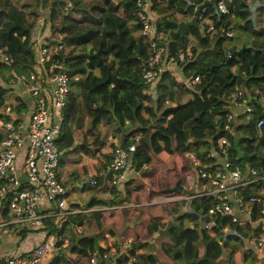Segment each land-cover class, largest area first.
I'll return each instance as SVG.
<instances>
[{
	"label": "trees",
	"instance_id": "16d2710c",
	"mask_svg": "<svg viewBox=\"0 0 264 264\" xmlns=\"http://www.w3.org/2000/svg\"><path fill=\"white\" fill-rule=\"evenodd\" d=\"M217 1L151 0L156 42L164 46V58H174L180 72L162 69L151 92L142 71L152 47L141 33L142 23L132 0H0V49L13 56L9 55L10 61L0 58V79L12 85L13 72L32 68L31 41L40 16L45 26H50L44 36L49 55L66 67L69 91L56 138L59 165L79 163L84 156L99 158L102 148L106 153L92 174L104 170L99 180H109L107 195L98 194L99 183L88 184L82 188L97 194L84 203H71L85 210L72 213L60 226L53 218L46 219L48 233L70 238V244L56 250L47 264H81L95 248L99 258L107 252L102 264H260L264 260V255L259 256L245 243L239 224L231 222L228 231L202 226L211 197L153 202L167 194L165 188L176 181L183 165L179 152L194 151L205 161L209 151L218 150L221 135L228 136V150H234L231 155L238 154L240 161L264 169V126L260 131L254 127L255 120L264 117L257 97L264 94V0H226V12L217 7ZM43 8L46 11L41 12ZM204 18L221 30H208ZM243 45L241 52L229 58ZM188 47L189 52L179 59L180 50ZM191 74H198L199 81L187 86L180 77ZM238 90L243 98L251 99L253 115L240 122L239 132L232 133L224 129L228 111L224 103ZM5 92L0 85V97ZM102 124L106 131L99 127ZM131 143L135 150L130 164L135 170L142 169L141 178L122 179L119 190L122 180L113 182L109 164L117 144ZM73 151L78 155L73 156ZM156 173L165 186L149 183V175ZM81 175L78 181L90 177L87 171ZM256 190L251 185L241 190L253 217L259 206L248 197ZM132 207L140 218L130 224ZM91 223L100 233L107 228V233L118 235V241L103 247L94 233L83 235L76 230L75 226ZM114 226L120 228L119 233ZM126 238L131 240L123 247ZM76 241L74 251L68 252Z\"/></svg>",
	"mask_w": 264,
	"mask_h": 264
},
{
	"label": "built area",
	"instance_id": "2783aa9c",
	"mask_svg": "<svg viewBox=\"0 0 264 264\" xmlns=\"http://www.w3.org/2000/svg\"><path fill=\"white\" fill-rule=\"evenodd\" d=\"M132 1L142 23L141 33L148 37L152 47L142 77L144 83L149 85L148 90L154 92L159 72L165 69L164 62L174 63L175 60L173 57L164 58L165 48L156 42L158 36L155 33V12L151 8V0ZM217 7L226 12V0H218ZM204 20L208 22V30H221L219 25L209 19ZM48 30L49 27L41 34L38 30L33 32L32 68L26 72L12 73L10 83L16 95L6 101L0 110V264H47L56 250L70 244V238L58 232L48 233L46 219L53 218L56 225L60 226L61 221L72 213L85 210L71 205V187L63 184L58 177L61 152L56 138L63 120L69 79L64 63L49 55V47L44 40ZM222 31L227 35L232 34L226 29ZM189 49L180 50L178 58H184ZM0 58L11 60L2 49ZM180 79L185 85L191 86L199 81V75L181 76ZM257 97L264 107V94ZM12 102L19 107L14 108ZM224 106L228 110L224 114V129L232 133L239 132L240 122L244 123L253 115L252 101L243 98L242 90L232 92ZM263 126L264 117L255 120L257 131ZM227 137L219 136L218 150L209 151L205 161L194 151H183L192 169L188 174L189 192H169L156 197L153 202L174 201L190 196L211 197L212 202L202 226L228 231L232 229L231 222L237 223L244 229L245 243L252 246L259 256H263L264 169L256 168L248 161H240L238 154L231 155L234 150L229 152ZM134 150V143L117 144L114 147L109 164L113 182L121 181L133 170L130 163ZM142 166L146 168L147 164L144 162ZM20 172L26 175V180L20 177ZM96 174L91 173L87 180L78 181L72 187L80 189L88 184H98L104 170ZM248 185L257 189L248 197L249 202L258 203L259 213L255 217L252 216L251 205L245 203L241 192ZM23 232L26 233L24 236ZM35 233L40 235L39 238L34 237ZM8 238H13L12 243L6 244ZM130 240L126 238L122 246L126 247ZM106 257L107 252H104L99 258L98 248H95L88 261L81 264H102L101 260Z\"/></svg>",
	"mask_w": 264,
	"mask_h": 264
},
{
	"label": "crops",
	"instance_id": "0c3cea01",
	"mask_svg": "<svg viewBox=\"0 0 264 264\" xmlns=\"http://www.w3.org/2000/svg\"><path fill=\"white\" fill-rule=\"evenodd\" d=\"M102 129V128H101ZM111 135V134H110ZM108 136L110 138H112L111 140H113L115 143H117L118 139L116 137H111V136ZM77 141V140H76ZM73 156H76L78 155V152L77 151H73ZM105 150L102 148V150L100 152H98V157L99 158H94V159H90L86 156H84L82 158V161L79 162V163H71V162H68L66 163L65 165L63 166H60L59 165V168H58V174H59V177L61 178V180L63 182L66 183V186H69L71 187L70 189V200L71 202L73 203H79V202H82L86 199V197H91V194L92 193V190H89L87 188H76V187H72L76 182H78V180L80 179V177L82 176L81 174L85 171H87V174H91L92 172H94L95 168L97 167V164L100 163V159L103 160L105 158ZM179 156L180 158L182 159L183 161V165L181 166V168L177 171L178 173V177L176 179V181L178 179H180V184L182 185L183 189L186 188L187 189V186L186 184L189 183V179H188V174L191 172V167H190V161L188 159V157L184 154V152H179ZM131 167H133L129 174L127 175V177L125 179H131V178H141V170L142 169H139V170H135V166H133L131 164ZM144 168V167H143ZM149 183H155L156 187L158 188V183H163L164 186H165V182L164 180L162 179L161 176H159L157 173L156 174H150L149 175ZM101 181V179L99 180V182ZM125 181V180H123ZM123 181H121L120 183V187L118 188L119 190L122 189L123 187ZM175 181V182H176ZM98 182V183H99ZM174 182V184H175ZM171 185V186H167L165 189L167 190L168 188L174 186ZM87 187V186H86ZM100 188H103L104 187V184H100L99 185ZM98 188V187H97ZM176 192H182V191H176ZM169 193V192H168ZM171 193V192H170ZM78 195L79 197H74ZM100 196H102L100 194ZM73 197V198H72ZM103 197V196H102ZM158 197V196H157ZM154 200V199H153ZM132 204H129V206H131ZM93 207H96V206H93ZM97 208V207H96ZM93 208H88L86 210H92ZM133 209V207H132ZM131 209V210H132ZM130 210V211H131ZM134 210V209H133ZM133 213V212H132ZM129 216H131V212H129ZM79 227H82V226H79ZM105 227H108V224L105 225ZM117 233L120 232V228H118L117 226H114ZM101 233H105V232H101ZM108 236H109V239H108V245L109 243L111 244L112 242L114 241H118L119 237L118 235H112L110 233H107ZM39 234L35 233L34 234V237L35 238H39ZM97 237V236H96ZM118 238V239H117ZM98 244H100L101 246L105 247L107 244L104 242V241H101L98 239ZM70 252V247H69V251Z\"/></svg>",
	"mask_w": 264,
	"mask_h": 264
},
{
	"label": "rangeland",
	"instance_id": "374dc122",
	"mask_svg": "<svg viewBox=\"0 0 264 264\" xmlns=\"http://www.w3.org/2000/svg\"><path fill=\"white\" fill-rule=\"evenodd\" d=\"M41 10V9H40ZM43 11H46V9H42L41 10V12H43ZM176 16L177 17H179L180 16V14H178V13H176ZM41 25V26H40ZM46 24L44 23V21H43V18H42V16H40L39 17V19H38V22H37V25L35 26V30H34V32L35 31H37L38 30V32L41 34V33H43L44 31H47V28L49 27L50 28V26H45ZM52 28V27H51ZM17 40H18V38H16ZM7 54L8 55H10L11 57H13L12 55H11V53L8 51L7 52ZM175 63H172L171 61H165L164 62V64H163V66L165 67V68H172L174 71H175V73L176 74H180V72H179V66L178 65H174ZM9 81L8 80H1L0 79V85L1 86H3L5 89H6V92H5V94L3 95V96H1L0 97V110L3 108V104H4V102L5 101H10V100H12L13 98H14V96L16 95L15 94V92H14V90L10 87V86H12V85H9V83H8ZM11 88V89H10ZM152 120H154V118H152ZM99 127H101L102 128V130L103 131H106V126L104 125V124H102V125H99ZM118 143V142H117ZM144 167V166H143ZM145 168V167H144ZM100 184H104V187L103 188H100L99 187V185ZM120 185V184H119ZM158 187H163L164 186V184L163 183H158ZM108 186H110L109 185V180L108 179H105V180H101L100 182H99V184L96 186V187H98L97 189L100 191V193H98L99 195L101 194L102 196H105V195H107V193H108ZM120 187V186H119ZM97 194L96 192H95V190H92V193L91 194ZM91 194H89V195H91ZM74 197H79L78 195H76V196H74ZM73 198V197H72ZM89 197L87 196L86 197V199L84 200V201H82L83 203L84 202H86L87 201V199H88ZM162 198H163V196H162ZM161 202H164V200L163 201H161ZM147 203V202H146ZM132 206V205H131ZM137 210H131L130 212H131V216H129V219H128V223H130V224H132V223H134V222H136L137 220H139V215L138 214H133L132 212H136ZM77 229V231L78 232H81V234H83V235H88V234H91V233H94L96 236H97V239H99V240H101V241H104L107 245H108V239H109V236H108V234H107V231H108V229L107 228H104L103 229V231L105 232V233H100V231H99V229L95 226V223H91L90 225H86V226H82V227H79V226H75ZM79 228V229H78ZM75 231V230H74ZM73 231L71 230L70 231V234L72 233ZM75 233V232H74ZM12 240H13V238H8V239H6L5 240V242H6V244H10V243H12ZM110 244V243H109ZM72 245V244H71ZM62 248L63 247H60L58 250H62ZM74 251V249H72V250H70V252H73ZM110 251H112V250H110ZM53 255V254H52ZM52 255H51V257H52ZM259 263L260 264H264V260H262V261H259ZM45 264H46V262H45ZM107 264H109V263H107Z\"/></svg>",
	"mask_w": 264,
	"mask_h": 264
},
{
	"label": "water",
	"instance_id": "95a60500",
	"mask_svg": "<svg viewBox=\"0 0 264 264\" xmlns=\"http://www.w3.org/2000/svg\"><path fill=\"white\" fill-rule=\"evenodd\" d=\"M243 48H244V45H243L240 49H238V50L232 52L231 55H229V58L234 57L237 53L241 52ZM19 174H20V177H21L22 179H24V180L27 179L26 175H24L22 172H20ZM167 191H168V192L183 191V192L188 193V192H189V189H186V188L183 189L182 185L180 184V179H178V180L175 182L174 186L168 188ZM76 244H77V241L74 242V243L70 246V250H72V248L75 247Z\"/></svg>",
	"mask_w": 264,
	"mask_h": 264
}]
</instances>
